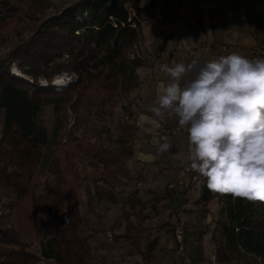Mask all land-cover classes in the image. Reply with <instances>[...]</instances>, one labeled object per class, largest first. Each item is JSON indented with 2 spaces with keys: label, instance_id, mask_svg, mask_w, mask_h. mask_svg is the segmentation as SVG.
Wrapping results in <instances>:
<instances>
[{
  "label": "trees",
  "instance_id": "16d2710c",
  "mask_svg": "<svg viewBox=\"0 0 264 264\" xmlns=\"http://www.w3.org/2000/svg\"><path fill=\"white\" fill-rule=\"evenodd\" d=\"M5 2L0 0V110L4 113L0 200H8L4 206L8 213L0 215V264L50 260L55 264H103L92 256L88 237L80 235L87 221L76 205L83 180L77 165L88 161L91 173L87 176L95 194L104 197L121 186L124 162L136 154V140L130 134L133 126L119 125L121 152L112 154L104 151L94 123L105 121L119 103L142 88L137 71L150 66L139 52L143 37L138 17L142 9L138 0H79L42 20H33L37 24L22 38L17 24L20 12ZM251 6L249 25L256 24L264 32V3ZM11 22L15 23L14 30L4 32ZM165 40L155 43L153 56L161 51ZM252 48L255 54L256 45ZM12 66L26 80L14 76ZM63 74L75 79L68 88L56 90L52 82ZM49 105L61 114L54 132L56 141L49 152L48 171L53 179L45 180L41 193L35 196L42 148L47 143L41 116ZM67 110L73 117L69 128ZM123 113H129L126 107ZM193 205L203 218L210 217L209 227H192L198 250L203 251L202 238L210 228L218 264H230L236 254L264 262V202L213 192L204 178ZM210 205L216 206L215 212L209 210ZM131 213L139 217L136 225L130 222ZM141 213L124 211L126 225L119 237L129 245L136 244V248L139 236L146 233L143 222L147 217ZM46 220L51 222L53 233L35 253L22 239V231L31 223L36 239L41 240ZM156 244L157 239L145 243L139 253L145 264Z\"/></svg>",
  "mask_w": 264,
  "mask_h": 264
},
{
  "label": "rangeland",
  "instance_id": "374dc122",
  "mask_svg": "<svg viewBox=\"0 0 264 264\" xmlns=\"http://www.w3.org/2000/svg\"><path fill=\"white\" fill-rule=\"evenodd\" d=\"M77 1L79 0H6L5 3L11 9L20 12L19 21H17L18 29H20L21 37L26 38L30 34L32 27L37 24L33 20H42ZM171 1L173 0H168V3H171ZM262 3H264V0H248L247 8H251L252 4L256 6ZM249 13L251 14L246 17V20L244 18V20L248 35L253 45H256L254 57L256 59H264V32H260L256 24L249 25L250 18L252 17L250 15L253 13L252 10ZM14 27L15 23L11 22L4 32H12ZM11 73L26 80L14 66L11 68ZM143 77L144 74H141L139 79ZM72 79L74 80L75 77L63 74L54 78L52 84L56 86V90L68 88L71 85ZM40 85L41 87H45L46 84L45 82H41ZM139 92L130 96L128 100L119 103L105 121L94 123L95 131L100 134V138L103 141L104 151L112 154L114 152H121L118 142L120 131L118 132L117 129L119 125L125 123L130 127L133 126L135 129L133 132H130L132 137L137 141H135V150L141 149L140 140H149L148 135L139 136L141 130L137 125L136 113L139 112L138 110L146 109L145 102L139 101L140 104L136 102L137 99L139 100ZM125 107L129 113H123V108ZM66 114V126L69 128L73 124V117L69 110L66 111ZM60 118V112H57L52 105L44 107L41 125L46 131L47 143L42 148V161L35 180L37 184L35 196L41 193L45 180L53 179L48 171L49 152L56 141L54 132L59 125ZM3 122L4 113L0 110V135ZM64 142L65 140H62L60 143L64 144ZM93 142L94 140L92 139L91 143ZM180 142L184 144L183 140ZM136 144H138V147ZM166 156L168 154L157 156L160 167H167L164 163ZM87 163L88 161H83L77 165L79 174L83 180L80 182L79 190H77L76 205L78 206L79 215L81 217L84 216L87 221L86 227H82L83 231L80 235L88 237L91 254L98 262H102L103 264H145L141 260L139 253L143 250L145 243L157 239L156 249L146 264L150 262V259L155 254L162 251L168 252L172 258L170 261V258L168 259L169 256L166 257L165 264H218L210 243V228H208V234L202 238L203 251L198 250L194 242V236L192 235L193 226L209 227L210 223V217L207 219L203 218L201 210L193 205V202L199 197L203 186H198L199 188L196 192L188 195L190 177L186 176L182 178L181 182L183 185L180 186L178 183L180 179L176 182L174 177L170 179L158 178V169L151 174L149 171L145 172V174L141 173L138 170L143 171V169L138 168L137 170L136 156H131V158L124 162L125 173L122 175L121 186L115 187L110 195L98 197L95 194L94 184H92L87 176L91 173ZM179 164L181 170L185 163L181 160ZM98 185L101 186V184ZM169 185L173 187L169 188ZM185 190L186 192L184 193ZM7 201L5 198L0 200V215L8 213V210L4 208L8 203ZM128 209L142 212L141 214L147 217L143 222L146 233L138 238L137 244L139 248H136V244L129 245L128 242L119 238L124 233L126 223L123 220V216L124 211ZM209 210L215 212L216 206L210 205ZM63 220L67 221V216L64 215ZM138 220L139 217L131 213L130 222L136 225ZM23 229L22 239L25 243L31 244L32 251L35 253L40 251L44 242L53 233V226L47 220L42 226L41 240L36 239L35 229L31 223H27ZM169 245H171V248L168 247ZM38 264H55V262L52 260L41 261ZM230 264H264V262L248 255L236 254L232 257Z\"/></svg>",
  "mask_w": 264,
  "mask_h": 264
},
{
  "label": "clouds",
  "instance_id": "9594fccd",
  "mask_svg": "<svg viewBox=\"0 0 264 264\" xmlns=\"http://www.w3.org/2000/svg\"><path fill=\"white\" fill-rule=\"evenodd\" d=\"M154 117L186 129L183 162L213 192L264 202V59L232 53L212 60L161 65ZM156 155L172 145L164 138Z\"/></svg>",
  "mask_w": 264,
  "mask_h": 264
},
{
  "label": "crops",
  "instance_id": "0c3cea01",
  "mask_svg": "<svg viewBox=\"0 0 264 264\" xmlns=\"http://www.w3.org/2000/svg\"><path fill=\"white\" fill-rule=\"evenodd\" d=\"M156 4L157 0H138V7L142 9L138 21L143 37L139 52L150 66L137 71L139 77L141 74H144V77L140 79L142 89L136 102H145L146 109L138 110L136 116L137 125L141 130L139 136L148 135L149 140H140L141 149H136L135 156L137 170L143 169L138 170L139 172L145 174L149 171L151 174L158 169V178L174 177L178 182L181 168L179 163L183 160L181 153L186 151L187 135L184 129L182 133L173 131L172 128L178 126L177 118L166 115L163 119H158L148 109L157 103L159 85L168 82V76L161 71V65L171 67L174 63L187 64L195 58H200L201 63L204 60L216 59L222 55V47L227 49L222 56L236 53L250 60L256 58L251 50L254 45L245 24L248 0H173L171 3L166 0L162 6V16L167 21L165 29L158 28L153 21ZM163 38L166 40L161 51L153 56L155 43ZM190 51L195 52V58L188 56ZM163 126L169 129L166 135L158 134ZM164 138L172 145L166 153L168 156L164 160L167 165L165 168L159 166L156 155L158 143L165 142ZM182 140L184 144L180 142ZM136 146L138 147V144ZM170 246L168 247L171 248ZM166 257L172 260L168 252L162 251L155 254L148 264H165Z\"/></svg>",
  "mask_w": 264,
  "mask_h": 264
},
{
  "label": "built area",
  "instance_id": "2783aa9c",
  "mask_svg": "<svg viewBox=\"0 0 264 264\" xmlns=\"http://www.w3.org/2000/svg\"><path fill=\"white\" fill-rule=\"evenodd\" d=\"M164 1L165 0H157V4L154 7V13H153V21L156 23L157 27L161 28V29H165L166 26H167V21L162 16V3ZM242 20H244V18H242ZM226 51H227L226 47H222L220 52L223 55ZM188 56L190 58H195L196 54H195L194 51H190ZM56 83H58V82H56ZM172 129H173V131H175L177 133H182L183 132V129H181L179 126H175ZM184 131H185V133L187 135L186 129H184ZM168 133H169V129H168V127H165V126L160 127V129L158 131V134H160V135H166ZM186 176L190 177V187H189V189L187 191L188 195L193 194L194 192H196L198 190V188H199L198 186H203L204 177H201L198 173L193 172L188 167L187 164H185L184 167H182V169L180 170V173H179L180 180H179L178 183L180 184V186L183 185V183L181 182V179L185 178ZM168 187L172 188L173 186L169 185Z\"/></svg>",
  "mask_w": 264,
  "mask_h": 264
}]
</instances>
